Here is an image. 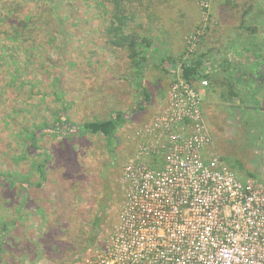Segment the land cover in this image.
I'll return each instance as SVG.
<instances>
[{
  "label": "rangeland",
  "instance_id": "374dc122",
  "mask_svg": "<svg viewBox=\"0 0 264 264\" xmlns=\"http://www.w3.org/2000/svg\"><path fill=\"white\" fill-rule=\"evenodd\" d=\"M193 1L199 15L192 29L186 32L188 25L161 22L163 35L158 33L154 12L174 18L177 10L192 9L185 5L162 8L156 0L139 2L136 8L133 0L125 3L123 30L133 33L136 29L138 39L145 41L137 42L143 61L136 68L126 48L110 47L104 41L103 7H111L108 0H52L63 21L62 33L45 0H8L9 8L17 7L5 21L1 17L7 9L0 0V30H6L10 20L26 16L31 17L30 27H38L31 36L36 46L27 50L33 56L21 58L26 63L22 74L14 80L13 70L0 74V224L10 223L5 232L0 227L5 245L0 264H73L85 244L78 230H89L99 204L109 205L108 228L103 229L115 223L118 178L132 152L126 136L148 124L162 107L160 98L170 86L165 69L178 72L199 56L202 76H208L202 117L213 147L233 161L230 167L238 178L236 164L243 168L251 164L250 173L264 174V116L243 109L252 103L246 98L251 94L264 107V89L250 85L233 68L246 63L250 51L264 53V0ZM170 57L173 61L168 62ZM6 67L12 69V64ZM145 79L161 82L152 86ZM63 108L62 117L71 122L68 136L62 135L66 129L60 131L61 125L56 131L40 132L41 124L56 122ZM116 112L124 114L125 123L117 133L119 144L110 152L103 136L81 134V122L103 120ZM143 113L149 119L138 125ZM27 133L36 134L37 149L31 147ZM16 211L21 219L12 226Z\"/></svg>",
  "mask_w": 264,
  "mask_h": 264
},
{
  "label": "built area",
  "instance_id": "2783aa9c",
  "mask_svg": "<svg viewBox=\"0 0 264 264\" xmlns=\"http://www.w3.org/2000/svg\"><path fill=\"white\" fill-rule=\"evenodd\" d=\"M180 72L152 120L126 136L116 221L80 264H264V184L213 151L200 95Z\"/></svg>",
  "mask_w": 264,
  "mask_h": 264
},
{
  "label": "trees",
  "instance_id": "16d2710c",
  "mask_svg": "<svg viewBox=\"0 0 264 264\" xmlns=\"http://www.w3.org/2000/svg\"><path fill=\"white\" fill-rule=\"evenodd\" d=\"M14 1V0H12ZM20 1V0H18ZM130 0H108V4H111V7H103V12L106 13V26L103 28L104 30V41L105 43L110 47H118L127 49L129 51L128 56L130 59V62L133 66L136 68H140L141 61H143V57H141L140 51L136 48L139 44L141 45L143 42H145L142 38H139L138 33L136 30L133 31V33H128L123 30L125 27V22L127 20L126 16V4ZM2 7L4 9H7V14H4L2 16V20L5 21V16L8 15V17H11L14 10L17 6L11 5L10 8L8 6V0H1ZM47 4H50V10L49 14L50 16H53L56 24L57 29L60 31L59 33L64 32L63 28V21L60 17V13L56 10V8L52 5V0H45ZM112 9V10H111ZM11 23L9 27L6 30H0V74L3 73H9L13 70L11 78L14 80L15 78H18L19 74H22V71L25 66V64H22L21 58H28L32 55V52H29L27 50H31V48H34L36 44H34L32 39V34L34 33L35 29H38V27H30L31 26V17L26 16L23 20H10ZM28 34V35H27ZM63 35V34H62ZM143 40V41H142ZM15 43V46L10 47V42ZM28 41L31 42V45H29ZM139 42V44H137ZM246 52H249L248 49L245 48ZM250 58L246 61V63H237L235 66L233 65L234 70H237L244 76L246 81L250 83V85L255 86L258 89L263 90L264 84H260V81L264 79V53H260L258 50L256 51H250ZM17 53V54H14ZM21 53H23V56H21ZM27 53V54H26ZM140 57V58H139ZM202 56H199L198 59H196L192 64L185 66L181 68V77L184 79L187 83L191 84L193 82H196L198 79H202V68H203V62L201 61L203 58ZM169 61H173V59L170 57L168 59ZM26 62V59H25ZM12 64V69L7 68L6 66ZM145 99H149V95L144 93ZM264 96V94H262ZM247 100L252 103L247 104L243 107L244 111H258L264 116V107H262V103L259 101V99L256 97L255 94H251V96H246ZM66 109L63 108L61 111L58 112L57 118H55V121L53 124H46L43 123L40 126V132L41 131H47V128H52L53 131L57 130V126L61 125L62 129H66L63 136H68L69 132L67 131L68 127H70L71 122L68 121L66 118H63L62 115L65 113ZM125 123L124 114L121 112L113 113L112 115H109V117L103 119V120H91V121H83L80 123V132L81 134H92V135H101L105 138L107 142V152H110L114 147H117V145L120 142V138L117 137V133L120 131L122 125ZM38 127V126H37ZM78 127V126H76ZM57 134V132H56ZM27 136H29L31 141V147L34 149L37 147L35 145L37 143V137L36 134L33 133H27ZM37 149V148H36ZM50 155L46 154V160L48 161ZM112 157V156H111ZM225 160V159H224ZM44 161V162H45ZM226 161V160H225ZM43 165V164H42ZM42 165L39 166V172H41V179H45L44 174H42ZM253 177V176H251ZM9 179V178H8ZM39 185V184H37ZM112 198L109 199V204L111 202ZM108 202V201H106ZM103 205L97 207V212L94 214V218L90 220V228L89 230L85 231L83 229L78 230V237L81 239L84 235V238L82 241H85L83 251L82 253L75 258L73 264H80V258L84 251L91 245H93L97 238L99 237L101 231L105 230V228H108L105 226V220L108 215L109 211V205L106 204L105 207H102ZM17 218L14 219L11 223L12 226L16 225L18 220L21 219V215L18 211H16ZM6 220H3L0 224V227H3V232H5V229L10 225V223L5 222ZM3 224V225H2ZM103 227H105L103 229ZM0 236H4L3 233H0ZM87 236V237H86ZM5 245L2 244V240L0 239V257H1V251L3 250Z\"/></svg>",
  "mask_w": 264,
  "mask_h": 264
},
{
  "label": "crops",
  "instance_id": "0c3cea01",
  "mask_svg": "<svg viewBox=\"0 0 264 264\" xmlns=\"http://www.w3.org/2000/svg\"><path fill=\"white\" fill-rule=\"evenodd\" d=\"M142 1H148V0H133V3L132 5L134 6V8L136 7H139V2H142ZM156 4H160V6L163 8V7H171V6H174V7H179L180 5H185V6H188V8H191L192 10H189L188 9V12L185 13V12H180L181 10H177V13L174 14V18H168L164 15H159L157 12H154L153 14H156L155 16V24H158L160 29H158V33L163 35L162 33L165 32V29H162L161 26H162V23L165 25L166 22H170V23H174V24H179V23H182L183 25H188L185 29V31H189L192 29V24L194 23H197V20H198V15H199V12L198 10L196 9V2L193 1V0H185L184 4L180 1V0H156ZM162 22V23H161ZM163 25V26H164ZM162 26V27H163ZM136 30V29H135ZM139 35V34H138ZM160 43H162L160 41ZM163 44V43H162ZM166 51L169 53V55H172V48L169 47L168 45L166 46ZM166 52V54H167ZM153 53H154V50H153ZM154 60V59H153ZM169 75H170V84L171 82L176 78V72H173V71H169L167 68L165 69ZM165 70H163L165 72ZM180 78L182 79L181 77V72L179 74ZM206 77L208 76H203L202 79H198L196 80V82H193L191 83L192 86L195 87V89L198 91L200 97H201V102L203 100V95L206 94L207 92V89H206V86H207V79H205ZM184 80V79H183ZM148 81L150 85L152 86H158V84H160L161 80H151V79H145V82ZM202 82H206V85H202ZM169 90V89H168ZM168 90L165 91V95L163 97L160 98V102L162 104V102H164V100L166 99L167 95L168 94ZM148 94V93H147ZM151 102V100L149 101V103ZM159 102V103H160ZM160 104V106H161ZM203 112V102L201 104V113ZM155 114L152 115V117L154 116ZM151 117V119H152ZM204 118V117H203ZM149 119L148 117V114L147 113H143V114H139L138 116V125H142L140 123H144L145 121H147ZM150 119V120H151ZM149 120V121H150ZM148 121V122H149ZM147 123V122H146ZM205 123V122H204ZM208 132H209V135L211 137V134H210V131L208 129ZM211 140H212V137H211ZM212 149L213 151H215L217 154V150L213 147L212 145ZM132 154V152H131ZM131 156V155H130ZM219 158L222 160V162L227 166L229 167V169L232 170V168L230 167V165L233 164V161L231 160H227L226 158H223L221 156V154H218ZM226 161H225V160ZM233 160V158H231ZM237 165V170H238V175H239V178L241 180H247V179H255V180H258L260 182H262L264 184V174L263 175H260V174H256L255 173H250L252 170H250L248 167L249 166H252L251 164L248 165L243 168L241 167L240 165L236 164ZM233 171V170H232ZM250 171V172H249ZM234 172V171H233ZM236 174V173H235ZM253 176V177H251Z\"/></svg>",
  "mask_w": 264,
  "mask_h": 264
}]
</instances>
